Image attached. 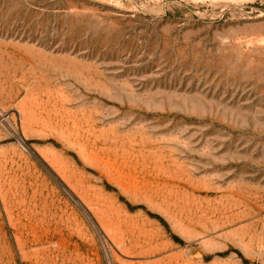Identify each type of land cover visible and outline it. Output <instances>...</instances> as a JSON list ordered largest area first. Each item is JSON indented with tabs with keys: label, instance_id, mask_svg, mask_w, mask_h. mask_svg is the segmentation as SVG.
Returning a JSON list of instances; mask_svg holds the SVG:
<instances>
[{
	"label": "rangeland",
	"instance_id": "1",
	"mask_svg": "<svg viewBox=\"0 0 264 264\" xmlns=\"http://www.w3.org/2000/svg\"><path fill=\"white\" fill-rule=\"evenodd\" d=\"M0 264H264V0H0Z\"/></svg>",
	"mask_w": 264,
	"mask_h": 264
}]
</instances>
